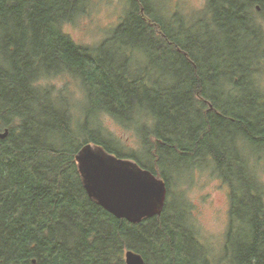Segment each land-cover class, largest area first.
Returning <instances> with one entry per match:
<instances>
[{"label": "trees", "instance_id": "1", "mask_svg": "<svg viewBox=\"0 0 264 264\" xmlns=\"http://www.w3.org/2000/svg\"><path fill=\"white\" fill-rule=\"evenodd\" d=\"M127 2L111 37L90 46L63 28L84 0H0V264H126L129 249L147 264H215L167 171L207 159L230 185L228 264H264V186L241 152L264 148V0H208L193 32L155 0ZM156 68L171 81L153 79ZM54 74L79 81L77 117L40 86ZM102 114L135 128L147 159L122 151ZM88 143L164 178L162 213L131 223L90 198L75 159Z\"/></svg>", "mask_w": 264, "mask_h": 264}, {"label": "rangeland", "instance_id": "2", "mask_svg": "<svg viewBox=\"0 0 264 264\" xmlns=\"http://www.w3.org/2000/svg\"><path fill=\"white\" fill-rule=\"evenodd\" d=\"M127 1L84 0L83 11L77 15L73 22L65 24L63 28L76 42L82 45H98L111 37L115 27L128 12ZM207 1L155 0L157 12L161 16L176 15L184 28L191 32L197 31L201 27V25H197V21L202 17L207 18V14L204 15ZM260 23L264 26L263 18H261ZM2 42L0 38L1 54ZM253 44L256 43L253 42ZM262 44L260 49L264 48V43L262 42ZM109 51L115 50L110 48ZM135 53L136 60L142 58L145 66L150 65V60L140 50ZM157 66L159 67V65ZM171 74L161 76V70L156 68L152 78L170 82ZM78 82L75 77L54 74L42 79L40 86L49 91L51 97L67 100L71 106V112L77 117V114L80 115V111L85 108L82 103L78 102L82 100L84 95ZM262 82L264 84V79ZM97 123L108 131L110 138H114L118 142L122 151L128 154H137L147 159L141 137L135 128H127L107 114H102ZM148 126H151V123H148ZM247 146H241L242 151H240L247 158L249 172L255 174L260 184L264 186V148L252 147L250 144ZM189 164H181L175 161L174 165L167 166L170 179V197L172 195V197L178 198L186 204L188 216L186 222L197 235V240L209 253L213 263L228 264L226 244L230 221V185L216 172L212 160L207 159L199 164ZM240 226L237 229L239 240L244 234V227L241 229Z\"/></svg>", "mask_w": 264, "mask_h": 264}, {"label": "water", "instance_id": "3", "mask_svg": "<svg viewBox=\"0 0 264 264\" xmlns=\"http://www.w3.org/2000/svg\"><path fill=\"white\" fill-rule=\"evenodd\" d=\"M8 134L6 129L0 137ZM75 159L89 197L117 218L140 223L162 213L168 199L167 182L134 159L118 157L95 143L85 144ZM125 260L126 264H147L132 249L126 250Z\"/></svg>", "mask_w": 264, "mask_h": 264}]
</instances>
